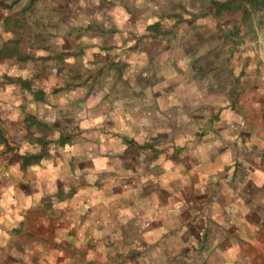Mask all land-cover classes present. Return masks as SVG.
<instances>
[{
    "label": "rangeland",
    "instance_id": "374dc122",
    "mask_svg": "<svg viewBox=\"0 0 264 264\" xmlns=\"http://www.w3.org/2000/svg\"><path fill=\"white\" fill-rule=\"evenodd\" d=\"M0 136L24 170L66 163L72 190L124 180L140 209L110 261L27 212L30 264L61 249L70 264H264V177L248 179L264 167V0H0Z\"/></svg>",
    "mask_w": 264,
    "mask_h": 264
},
{
    "label": "crops",
    "instance_id": "0c3cea01",
    "mask_svg": "<svg viewBox=\"0 0 264 264\" xmlns=\"http://www.w3.org/2000/svg\"><path fill=\"white\" fill-rule=\"evenodd\" d=\"M87 10L88 8H81V15L79 16H85L84 19L91 25L96 21L89 17V15H86ZM108 13L105 10L104 19L108 16ZM109 15L112 17V9ZM121 17L127 20L129 14L124 13ZM112 21L114 20L110 18L109 23H112ZM94 37H97V35H94ZM114 38L118 41L120 40L118 31L114 35ZM109 39L107 33L102 37V40L106 44ZM94 44H96L95 41ZM252 94L251 96V93H247L246 97L242 98L243 101L247 102L252 98V101L259 100L260 94H256L254 91ZM39 104V106H43L42 102H39ZM33 108V105H29L25 111L31 113V110L33 112ZM23 120L21 123H18L20 122L18 120V122H9L10 135L13 133L18 134L23 126ZM1 138L0 136V264H30L29 262L32 259L30 258L31 255L28 250L31 246L25 243L23 238L17 237V233L20 231L18 229L25 224L27 212H44L42 218L50 217L52 220L61 218V226L68 229L67 233L73 234L72 230H76V233H82L84 243L94 245L91 251L95 256L96 251H100V253L103 252L105 260H112V249L106 245V242L108 240H110L109 242H116L118 239L123 242L126 228L130 226V218L135 214L139 215L140 210L137 206L130 208L128 205L126 206V200L129 195L124 191V180L116 181V179H111L110 184L106 182L104 185V190L98 189L93 184L87 185V183H79L72 190L71 187L74 186L75 180L71 177L66 179V174H68L65 167L66 163L63 164L61 161H58L54 166L44 161L39 164L28 165L24 161L28 165L24 170L21 159H14L11 156L3 154V148L1 146L3 138ZM218 168H221V165ZM261 168L253 170L249 166L251 172L248 173V179H262L264 177V167ZM119 187L121 188L120 190L118 189ZM69 189L73 192L70 193ZM225 191L231 193L230 191H233V189L227 188ZM218 195L222 196L223 199L225 198L221 191H219ZM102 198H104V202ZM143 209L144 207L142 206L141 210ZM49 210L55 211L59 217L56 214L49 215ZM40 220L42 226L41 228H36V233L38 232V235H40L37 239L45 240V250L60 249L48 241L49 238L46 239L44 236H53L52 233L54 231L55 235H60L58 233L59 229L58 231L53 230V227H56L58 221H56V225L54 223L52 226H47V228L43 226V220ZM79 228L82 229V232L78 231ZM25 232H27V229L24 227L22 234ZM103 238L105 239V244L100 245ZM72 247L73 249L75 248L74 246ZM61 250L64 253V250ZM62 253L59 254L58 259H56V256L55 258H51L52 262L57 261L62 264L74 262L72 255L66 259ZM40 257L42 259V255ZM48 259V256H45V260Z\"/></svg>",
    "mask_w": 264,
    "mask_h": 264
},
{
    "label": "trees",
    "instance_id": "16d2710c",
    "mask_svg": "<svg viewBox=\"0 0 264 264\" xmlns=\"http://www.w3.org/2000/svg\"><path fill=\"white\" fill-rule=\"evenodd\" d=\"M2 139V138H1ZM28 160L26 159L25 162H27Z\"/></svg>",
    "mask_w": 264,
    "mask_h": 264
}]
</instances>
